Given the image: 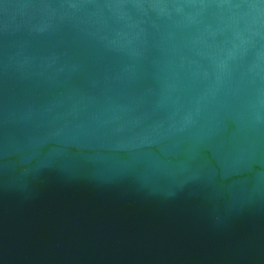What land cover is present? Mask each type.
<instances>
[{
	"label": "water",
	"instance_id": "1",
	"mask_svg": "<svg viewBox=\"0 0 264 264\" xmlns=\"http://www.w3.org/2000/svg\"><path fill=\"white\" fill-rule=\"evenodd\" d=\"M0 154L147 264H264V0H0Z\"/></svg>",
	"mask_w": 264,
	"mask_h": 264
}]
</instances>
